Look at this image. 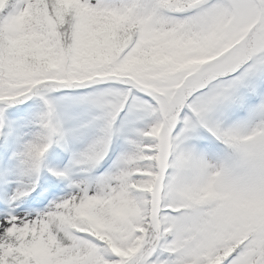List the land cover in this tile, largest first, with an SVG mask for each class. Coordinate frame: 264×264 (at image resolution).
Masks as SVG:
<instances>
[{
	"label": "snow or ice",
	"instance_id": "snow-or-ice-1",
	"mask_svg": "<svg viewBox=\"0 0 264 264\" xmlns=\"http://www.w3.org/2000/svg\"><path fill=\"white\" fill-rule=\"evenodd\" d=\"M0 264H264V0H0Z\"/></svg>",
	"mask_w": 264,
	"mask_h": 264
}]
</instances>
